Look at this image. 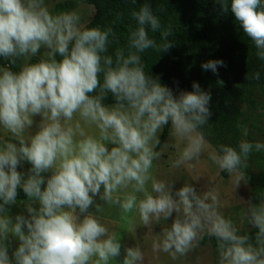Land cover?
I'll return each instance as SVG.
<instances>
[{"label":"clouds","instance_id":"1","mask_svg":"<svg viewBox=\"0 0 264 264\" xmlns=\"http://www.w3.org/2000/svg\"><path fill=\"white\" fill-rule=\"evenodd\" d=\"M217 2L223 12L230 6L264 60V0ZM131 16L137 27L130 29L127 47L109 54L112 27H86L78 11L54 13L46 0H0V57L9 62L0 67V131L8 137L0 138V264H12L5 243L9 234L20 242L15 264H115L121 244L102 216L105 207L118 209L125 221L138 216L145 226L175 212L152 243L153 252L173 260L207 236L215 238L218 264H264V196L241 213L256 229L253 241L221 212L215 189L198 194L185 183L173 194L172 182L155 175L154 161L168 147L157 150L158 134L169 122L177 149L168 158L170 170L200 161L208 148L200 129L211 115V97L195 82L194 91L175 97L146 73L141 53L167 51L172 29L162 28L147 3ZM149 30L158 32L162 43ZM18 61L20 70L12 71L9 65ZM218 65L223 61L202 68L215 73ZM109 93L115 102L105 104ZM35 115L42 120L29 135ZM253 151H264V142L241 140L238 150L221 144L208 151V159L235 174L238 185ZM22 161L31 164L26 179L17 171ZM49 171L42 189V174ZM18 189L27 196L29 216L13 221L5 205L16 203ZM97 195L104 205L89 212ZM125 253L122 264H143L140 247Z\"/></svg>","mask_w":264,"mask_h":264},{"label":"trees","instance_id":"2","mask_svg":"<svg viewBox=\"0 0 264 264\" xmlns=\"http://www.w3.org/2000/svg\"><path fill=\"white\" fill-rule=\"evenodd\" d=\"M95 9L94 18L86 27H112L115 41L109 46V54L116 47L126 48L130 29L137 27L131 16L133 11L147 3L153 13L161 20L162 28L171 26L172 34L168 37L171 47L167 51L148 49L141 53L145 71L162 85L171 89L178 97L181 92L194 91L193 83L199 84L200 90L210 94L208 108L211 114H217L220 120L214 132L231 145H239L243 140L248 125L242 112L229 113L234 104H248L250 85H264V60L256 55V48L244 33L242 26L235 20L230 6L222 11V4L217 0H81ZM79 0H65L55 5L54 13L72 11ZM230 5V0H229ZM149 36L157 43H162L159 33L149 30ZM59 60L60 57L57 56ZM39 60L32 57L30 63ZM223 61L214 73L202 68L208 61ZM9 64L0 57V67ZM12 71L20 70L19 61L9 65ZM259 79H254L255 73ZM102 80V75H101ZM114 97L108 94L105 104L114 103ZM170 136V122L162 129L159 150ZM18 200H26L22 189H18ZM253 239L255 231L249 233ZM202 244L216 248L215 238L205 236Z\"/></svg>","mask_w":264,"mask_h":264},{"label":"rangeland","instance_id":"3","mask_svg":"<svg viewBox=\"0 0 264 264\" xmlns=\"http://www.w3.org/2000/svg\"><path fill=\"white\" fill-rule=\"evenodd\" d=\"M65 0H46L50 11L54 12L55 5ZM81 15V22L85 26L94 18V7L82 3L79 0L78 6L74 9ZM39 57V55H37ZM20 63V62H19ZM250 100L248 104H234L229 110V113L236 115L238 112H242L243 116L247 118L248 125L245 129L247 135L243 134V140L249 142H264V85H250L249 87ZM42 120L40 115L33 117V125L28 130L29 135H34L38 131V126ZM220 120L219 115L211 114L208 118V123L202 126L200 131L203 133L208 148L203 154L198 163H195L193 168L183 166L179 169L170 170L168 158L174 156L177 151L175 147V140L169 136L166 143L167 149H164L163 155L160 160L154 161L153 171L157 178L172 182L173 194L176 190L180 189L185 183L190 184L196 192L203 193L208 189H215L219 193L221 201V212L226 217H231L236 223L240 234H249L256 229L249 223L247 219H241V213L246 212L247 208L251 204H257L264 196V151L255 152L250 154L247 161V168L243 169L246 172V177L236 184L235 174L229 175L227 171H221L218 166L213 164L208 159V151L212 149H219V145L225 144L236 147L238 145H231L226 142L220 135L214 132L215 125ZM244 131V132H245ZM161 132L158 134L159 138ZM0 138H8L7 135L0 131ZM18 143L17 141H12ZM165 143V144H166ZM163 148V146L161 147ZM193 163L195 161H192ZM31 164L29 162H21L17 167L23 178L26 179L30 174ZM51 171L43 173L45 177V184L41 187H46V180L51 175ZM3 203V201H0ZM25 200L16 199V203L5 205L7 214L15 221L17 215H23L26 218L29 214L26 211ZM104 205V201L100 200L99 196L94 197V204L89 208V212L95 211V205ZM107 215H102L111 232L115 233L121 244V251L125 252L128 247H140L144 253L143 264H218V253L216 248L209 244H202L201 240L198 243V247L189 252L186 256H178L173 260L169 254L163 252H153L152 243L157 239L163 229V227L170 226L175 219V212L172 217L161 220L159 222L153 221L152 225L145 226L140 223L138 216L130 217L125 221L121 218L119 210L115 208L104 209ZM77 214L80 218H83L84 214ZM107 216V217H106ZM25 231L26 228H25ZM7 245V251L12 264H15L13 253L19 247L18 238L9 234L5 241Z\"/></svg>","mask_w":264,"mask_h":264},{"label":"crops","instance_id":"4","mask_svg":"<svg viewBox=\"0 0 264 264\" xmlns=\"http://www.w3.org/2000/svg\"><path fill=\"white\" fill-rule=\"evenodd\" d=\"M24 162L27 163V161H24ZM44 186L42 187V189L44 188ZM101 192H102V189H101ZM97 196H99V195H97ZM25 201H27V199ZM107 214H109V213H107L105 210L102 213V215H107ZM125 254H126L125 252L121 251L120 256L115 258V264H122Z\"/></svg>","mask_w":264,"mask_h":264}]
</instances>
